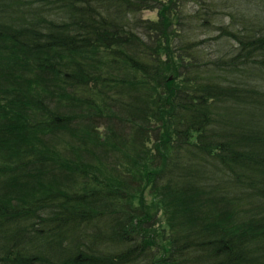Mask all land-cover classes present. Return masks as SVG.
<instances>
[{
	"label": "trees",
	"instance_id": "trees-1",
	"mask_svg": "<svg viewBox=\"0 0 264 264\" xmlns=\"http://www.w3.org/2000/svg\"><path fill=\"white\" fill-rule=\"evenodd\" d=\"M0 264H264V0H0Z\"/></svg>",
	"mask_w": 264,
	"mask_h": 264
},
{
	"label": "rangeland",
	"instance_id": "rangeland-1",
	"mask_svg": "<svg viewBox=\"0 0 264 264\" xmlns=\"http://www.w3.org/2000/svg\"><path fill=\"white\" fill-rule=\"evenodd\" d=\"M192 2H190L187 6H186V8H192ZM142 14H143V16L145 17V18H149V19H157L158 18V8H149V9H145V10H143V12H142ZM99 126L101 127H103V124L100 122V124H99ZM101 127V128H102ZM66 137H67V135H65ZM158 210H160V209H158ZM156 211L155 212V214L154 215H156L155 217H156V222H157V225H158V229L160 230V228L162 227V211L160 210V211ZM155 222V223H156ZM159 223H160V225H159ZM163 234H164V232H163ZM158 239H161V237L159 236L158 238H157V241H158ZM155 249H156V247H155Z\"/></svg>",
	"mask_w": 264,
	"mask_h": 264
}]
</instances>
